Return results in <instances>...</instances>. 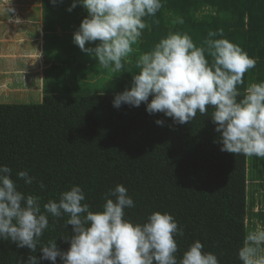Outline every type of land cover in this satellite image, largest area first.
<instances>
[{"label":"trees","instance_id":"1","mask_svg":"<svg viewBox=\"0 0 264 264\" xmlns=\"http://www.w3.org/2000/svg\"><path fill=\"white\" fill-rule=\"evenodd\" d=\"M70 1L63 9L54 6L53 15L65 17L66 12L75 16L73 20L82 14L86 18L87 10L81 5L67 10ZM164 4L156 17L148 19L151 28L137 45L140 52L151 50L167 35L169 20L181 16L185 23L177 29L187 32L197 46L203 45L209 32L222 31L223 38L256 61L245 73L244 85L238 86L241 92L250 82H264V0H164ZM196 13L203 14L201 19H196ZM62 17L56 21H64L60 25L68 29L72 19ZM78 27L77 23L68 30L75 32ZM130 59L133 63L115 73L128 79L123 88L131 85L138 71L136 54ZM83 69L84 65L80 71ZM43 93L40 104H0V165L12 167L13 179L19 171L28 170L37 180L32 185L17 181L19 190L47 202L70 185H80L92 210H98L103 195L121 184L136 205L125 209L127 218L145 222L157 211L176 218L184 231L183 237H176L178 257L200 240L205 251L218 255L220 264H241L237 254L246 231L257 222L264 224L262 194L249 200V183L264 181V158L221 151L219 134L210 119L211 107L207 115L197 113L191 122L176 125L162 113L148 114L143 103L115 108L113 100L119 93L58 94L48 92L45 85ZM158 119L165 124L158 126ZM40 181L46 186L43 191ZM71 229L69 225L65 230L63 221L53 227L50 217V229L42 242L57 238L58 247L67 251L70 244L61 235L70 239ZM29 255L39 259L42 253L0 240V264H19ZM57 264H61L59 258Z\"/></svg>","mask_w":264,"mask_h":264},{"label":"clouds","instance_id":"2","mask_svg":"<svg viewBox=\"0 0 264 264\" xmlns=\"http://www.w3.org/2000/svg\"><path fill=\"white\" fill-rule=\"evenodd\" d=\"M78 5L88 15L75 31L73 42L102 69L122 73L136 54L138 71L132 76L130 89L114 97L115 108L143 103L148 114L162 113L173 124L184 125L197 113L207 115L211 107L210 119L219 134L221 151L264 158V82H250L240 91L238 86L244 85L245 73L256 61L223 38L222 31L209 32L203 45L197 46L187 32L177 29L185 20L175 16L169 20L167 35L151 50L140 52L133 46L139 45L146 29L150 30L148 19L164 9V0H73L67 10L71 12ZM202 15L196 13V19ZM155 123L163 126L165 121ZM15 175L13 179L12 167L0 165V240L42 253L39 259L29 255L19 264H57L58 258L61 264H220L218 255L205 251L200 240L178 257L176 237H183L184 231L168 212H153L145 222L127 218L125 209L136 205L121 184L103 195L100 209L92 210L80 185H70L56 199L42 202L41 196L19 190L17 183L22 180L32 185L36 177L28 170ZM39 188H46L42 181ZM50 217L53 227L60 221L65 230L72 226L70 239L61 235L70 244L67 251L58 247L57 238L42 242L50 229ZM237 255L241 264H264V224L256 223L246 231Z\"/></svg>","mask_w":264,"mask_h":264},{"label":"rangeland","instance_id":"3","mask_svg":"<svg viewBox=\"0 0 264 264\" xmlns=\"http://www.w3.org/2000/svg\"><path fill=\"white\" fill-rule=\"evenodd\" d=\"M4 0H0V3ZM26 4V3H24ZM23 4V5H24ZM7 5V4H5ZM37 3L32 8V17L29 16V9L24 8L22 9V13H26L25 20H32L33 22H37L38 17H40V11L43 10L41 7L38 6ZM26 7V6H25ZM9 11L12 12L14 9H3L0 8V12L2 11ZM46 10V9H45ZM54 11V10H53ZM86 13V12H85ZM82 14V13H81ZM47 17L46 13L43 17H45L44 27L46 28V40L43 44L44 55L43 59L46 63H50V65H57V68L47 70L46 75L45 72H42L41 65L38 63L36 70L34 71L35 63L30 61V68L28 69L32 75L41 74L45 75V87L47 88L48 92H54L58 94H98V93H122L125 89H130L131 85H126L123 88L124 83L128 81L123 75H118L112 73L110 71L102 69L98 64L97 61L92 59L89 55L85 54L80 50V48L74 44V42H68L67 38L64 39L59 32V26L62 24V21L59 20L62 17L61 14L51 15ZM20 20L22 19L21 16H18ZM74 15H66V19H73ZM50 20H49V19ZM83 14L78 16V19L81 21L83 20ZM21 25V30L24 33L28 32L30 37L34 40L36 35V25ZM78 21L72 20L68 25V29H72L77 25ZM11 24L15 25L14 22ZM19 25V24H18ZM62 28V27H61ZM63 30V29H62ZM16 35L13 33L10 35L9 39H5L3 43L11 50L16 47L14 46ZM32 40V41H33ZM98 43V42H97ZM33 42H31L32 46ZM35 47V45L33 44ZM94 47L95 44H86V47ZM134 48L137 45L133 46ZM17 56L9 57V62L7 63L6 59H0V65H2L1 70L5 69L4 65L7 63L9 70L13 69H20L16 66L15 60ZM21 66V64H18ZM77 65H84L83 71H80L81 67L76 69ZM86 67V69H85ZM7 78L10 79V84L15 85V89L20 88L16 93L9 95L8 97L15 98L11 101L10 104H40L42 102L41 94H43V85L44 79L41 81V86L36 87L35 84L38 81V78H34V82L32 84L31 81L28 82V86L26 82L23 81L22 87H18L16 84L20 82V76L18 75H9ZM2 82V81H1ZM9 87L5 86L4 84L0 86V104L3 103L6 98L3 96L5 91H8ZM39 92V93H37ZM262 184L264 181H254L249 183V200L253 198H258L259 195L262 194V207L260 210H264V188H262ZM258 210V204L255 206V211ZM252 222H256L252 220ZM260 223V222H257ZM261 224V223H260Z\"/></svg>","mask_w":264,"mask_h":264},{"label":"crops","instance_id":"4","mask_svg":"<svg viewBox=\"0 0 264 264\" xmlns=\"http://www.w3.org/2000/svg\"><path fill=\"white\" fill-rule=\"evenodd\" d=\"M66 1L67 0H63V2H60V0H57V2L53 4L52 0H50L51 4H48L47 0H4L3 2L0 3V8L14 9L13 12L11 10L9 11L4 10L0 12V59H6L8 63L9 62L8 58L16 54L17 58L15 60V63H16V66L20 68V69L9 70V67L7 66V63H6L4 65L5 69L2 71L1 70L2 65H0V86L4 84L5 86L9 87L8 91H5L3 96L8 97L9 95L16 93L15 91H18L20 89V88L15 89L14 88L15 85L10 84V79L7 78V76L9 75L20 76L21 80L18 84H16L18 87H22L23 81L26 82L27 86L29 85L28 84L29 81H31L33 84L35 77L38 78V81L35 84L36 87L41 86V81L43 79H44V85H45V80H46L45 75H46V72L50 64L46 63L43 59L44 49L42 46L46 40V34H45L46 28L44 27L45 17L43 16L45 13L46 15L47 13L53 15L52 12H53L54 6H58L61 9H63L67 5ZM37 3L39 4L38 6L43 9L40 11L41 15L40 17H38L37 22H33L32 20H29V23H28V20H25L24 14L26 13H22V9L28 8L29 16L32 17L31 10ZM64 14L66 16V12ZM18 16H21L22 19L20 20ZM62 18L66 19L65 17H62ZM75 20L78 21V24L80 26L82 21L77 18ZM11 22H14L15 25L11 24ZM27 23L29 25L37 26L36 32L38 34L36 35V38L34 40L32 39V37H30L28 32L24 33V31L21 30V25H26ZM62 23H64V21H62ZM59 27H60L59 32L61 36H63L64 39L67 38L68 42H73V35L75 32H71L68 29H64L61 25ZM13 33L16 35L15 37L16 43L14 44V46L16 45V47L11 50L10 48L6 46L8 42H6V45H5L3 41L5 39H9L10 35ZM31 42H33L35 47L33 46V44L31 46ZM30 61L35 63V67L33 69L34 71L36 70L37 64L39 63L41 65V70L42 72H45V75L44 74H41L40 76H38L39 74L32 75V73L29 72L28 70L30 68ZM18 64H21V66H19ZM43 97H44V93L41 94V99H43ZM13 99L15 98L8 97L5 100L11 103Z\"/></svg>","mask_w":264,"mask_h":264}]
</instances>
